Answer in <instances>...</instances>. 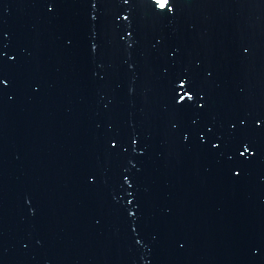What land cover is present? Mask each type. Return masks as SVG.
<instances>
[{
    "label": "water",
    "instance_id": "water-1",
    "mask_svg": "<svg viewBox=\"0 0 264 264\" xmlns=\"http://www.w3.org/2000/svg\"><path fill=\"white\" fill-rule=\"evenodd\" d=\"M0 264H264V0H0Z\"/></svg>",
    "mask_w": 264,
    "mask_h": 264
},
{
    "label": "snow or ice",
    "instance_id": "snow-or-ice-1",
    "mask_svg": "<svg viewBox=\"0 0 264 264\" xmlns=\"http://www.w3.org/2000/svg\"><path fill=\"white\" fill-rule=\"evenodd\" d=\"M161 6H163V5H161ZM191 97H189V99H190ZM181 99H184V97H181Z\"/></svg>",
    "mask_w": 264,
    "mask_h": 264
}]
</instances>
